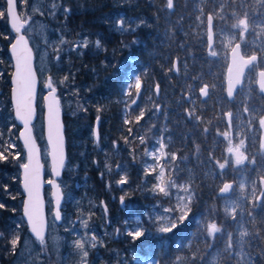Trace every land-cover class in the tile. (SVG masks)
<instances>
[{"label":"trees","instance_id":"16d2710c","mask_svg":"<svg viewBox=\"0 0 264 264\" xmlns=\"http://www.w3.org/2000/svg\"><path fill=\"white\" fill-rule=\"evenodd\" d=\"M45 4L44 19L54 38L61 43V49L55 52L57 58L53 59L65 76L64 86L60 85L58 90L61 96L66 90L65 96L72 101V115L69 120L66 116L63 118L66 159L70 167L63 169L62 174L80 185L75 191L92 193L96 198L105 195V180L101 176L107 173L106 167L114 168L112 142L118 141L127 150L132 211L145 219L144 210L160 197L155 189L157 169L151 165L147 150L154 145V136L163 131L166 151L185 156L186 160L189 156L192 167V177L188 180L193 186L194 200L190 213L180 225L183 240L192 235L189 248L184 247L185 264H264L262 224L245 218L248 257L241 259L223 250L220 234L211 237L205 223L196 221L207 217L223 231L233 229V220L226 216L221 203L223 197L218 194L221 184L233 176L228 170L225 171L229 174L219 170L213 157L225 153L218 128L228 126L226 115L234 109L233 102L238 101L237 98L229 101L224 92L227 59L208 56L206 36L195 27L198 13L212 11V0H172L171 8L168 0H45ZM22 5L23 0H17L18 9ZM10 36L5 0H0V135L5 131L10 133L16 148L21 150L16 137L19 126L9 101L12 67L7 47ZM84 37L88 40L84 46L71 47ZM174 59L177 72L173 70ZM252 72L255 78L254 68ZM134 77L142 86L139 90L136 85L131 86L125 91ZM204 83L208 85L209 94L201 99L198 90ZM185 94L191 101L190 121L184 114L181 117L178 114L177 102L184 100ZM142 95L143 105L153 103V97L164 104L162 117L151 112L154 108L145 111L140 107ZM261 103L264 104L263 99ZM96 115L100 118V150L93 145L91 136ZM174 117L177 120L172 122ZM182 118L185 120L180 124ZM163 119L166 120L160 123ZM254 145L252 148L256 149V143ZM11 171V163L0 153V190L5 186L12 189V181L2 175ZM178 174L184 175L181 171ZM13 183L18 192L19 183ZM103 215L97 212L99 224L105 223ZM119 215L110 217L119 221ZM158 241L160 238L130 240L127 234L126 240L123 235L113 241L114 253L107 248L102 254L116 264L115 253L127 252L128 247L133 246L160 264L176 247L172 240L167 245V241ZM217 248L219 257L214 259L211 254ZM127 257L131 261L130 253Z\"/></svg>","mask_w":264,"mask_h":264},{"label":"rangeland","instance_id":"374dc122","mask_svg":"<svg viewBox=\"0 0 264 264\" xmlns=\"http://www.w3.org/2000/svg\"><path fill=\"white\" fill-rule=\"evenodd\" d=\"M229 1L232 3L228 4ZM212 3H214L212 11H208L207 13H211L213 16L215 42L207 50V55L210 57H225L227 59L228 50L234 42L241 40L240 36H242L246 40H249L250 45H255L253 47L260 51V58L257 62L259 66L261 64L264 65V0H212ZM45 10V0H23V5L19 8L23 19L30 18L25 32L35 51V65L40 78L36 98L37 115L33 124V132L40 148L41 160L45 168V178L50 179L51 174L47 155L48 147L43 134L42 98L46 91L44 83L46 76L49 75L53 85L58 90L60 85L64 86L63 81L65 76L59 70L58 65H54L53 62V59L57 58L56 49H61V43L54 38L52 30L44 19ZM205 16L206 13H198L195 24L198 32L200 34L204 33V35L206 34ZM241 19L245 21L246 28L239 25V20ZM233 25L237 26L233 27ZM11 39L12 37L10 36L8 42ZM87 42V38L84 37V39L71 47L77 49L84 46ZM246 50L244 49V51ZM213 52L216 55H212L211 53ZM252 75L251 68L250 74L246 75L248 77L247 81L241 88V90H244V94L242 95L244 99L240 98L237 103H234V109L229 112L232 117L230 119L231 124H228L223 131H218L225 145V153L219 157H213L219 170L225 174L231 172V176H233V189L229 195L224 196L221 200L226 216H229L233 220V229H225L223 231L220 225H216L215 222L207 217L206 219L201 218L196 220L199 223L202 221L203 224L205 223L208 234L209 226L215 225L219 231L212 232L209 235L213 237L220 234L223 250L233 253L235 257L241 259L248 257V248L246 246L248 236L245 230V218L253 219L257 225L264 223V200L261 203L256 202L257 196L262 193L258 185V176H264V144L261 143L260 124V120L264 116V104L261 103L262 97L260 94H258L257 98L253 99L254 92L252 87H255V78ZM137 79V77H134L133 80H130L125 91H128L127 89L131 86H135ZM57 94L59 96L62 118L66 116L67 120H69L70 115H72V101L68 96L62 98L59 90ZM149 99H151V96ZM153 99V104L159 103L157 98L153 97ZM71 125L72 123L69 122V126ZM224 133L229 134L227 138ZM12 137L7 131L0 135V153L4 155L6 162L11 163L12 171L3 173L2 175L7 181H12L11 188L14 190L13 182L19 183V165L20 163H24L25 156L19 143L18 145L21 150L16 148ZM162 140L161 134L154 136V145L147 150V156L150 158L151 165L157 169L155 189L160 194V197L144 210L145 219L132 211L133 204L129 201L123 207L117 229L113 228V231H110L105 225H101L100 228L95 224L92 226L94 213L97 211L102 212L100 199L96 201V196L92 193L88 195L84 192H76L75 189H79L80 185L72 182L70 178L62 174L58 182L64 193L62 205L64 211L63 224L58 225L51 217V233L48 238V259L50 264H59L69 259L72 264L74 262L76 264H85L90 255L92 257H104L102 254L103 250L108 248L113 253L116 251L113 244L106 245L107 238H112L116 242L119 236L122 237L124 235V239L126 240V235L129 232L135 231L141 232L142 235L140 237H145L147 240L160 238L158 242L167 241L166 245L172 240L176 251H170L167 254L168 257H164V261L160 264H185L186 255L184 247L186 249L189 248L192 235L190 238L187 237L183 240L181 237L184 236V231L180 229V225L190 213L195 195L193 186L188 180V178L192 177L191 161L189 160V156L188 160H186L184 159L185 156L170 153L162 157ZM241 141H243V146L239 148L241 162L237 163L236 146ZM254 143H256V149L252 148V146H255ZM230 148L232 151H229ZM187 162L188 165H185ZM221 163L225 164L224 169L219 167ZM66 167H70V161L67 159L64 162L63 169ZM106 168L107 173H115V175L120 174L121 169L124 170L123 173L126 170L128 172L127 166L119 167V170L115 172V168L112 169L109 166ZM225 170H228L229 173ZM180 171L184 175H179ZM179 176L183 178L180 179ZM157 186L165 187L168 194L160 193ZM4 189L9 190L7 186ZM20 197L21 192L19 190L16 195L18 205L21 202ZM263 197L262 194L261 200ZM45 198L46 204H48V208L51 210L52 199L49 188L45 190ZM182 215L183 219H181ZM173 224H175V227H172ZM164 227H168L171 230L167 232L161 231ZM262 227L264 228V224ZM115 230L118 231L116 235L114 233ZM91 233L96 235L95 240L92 239ZM133 238V236H130V240ZM77 242L82 246H78ZM128 248L127 253L126 250H123L122 253H115V257L113 258L118 260L116 264L123 263L126 257L129 256V253L131 261H128V264H159L156 259L145 257L138 250V247L129 246ZM92 249L94 250L92 251ZM179 249L183 251H179ZM85 251L87 252L86 257L84 256ZM211 257H214V259L219 257L218 248L212 252Z\"/></svg>","mask_w":264,"mask_h":264},{"label":"water","instance_id":"95a60500","mask_svg":"<svg viewBox=\"0 0 264 264\" xmlns=\"http://www.w3.org/2000/svg\"><path fill=\"white\" fill-rule=\"evenodd\" d=\"M6 24L11 34V41L7 47L11 59V73L9 77V101L12 109V115L19 126L17 139L21 145L25 161L19 165V188L23 194L22 215L26 221L29 231L34 238H37L36 232H39L41 238L47 233V211L44 198V186H50L52 197V212L56 222L61 220V204L63 201V192L58 183V179L62 175L64 162L66 160V145L64 134V123L62 119V111L59 105V96L57 95V87L51 81L49 75L45 78L44 88L46 89L43 101V134L48 147L49 171L51 177L45 180V168L41 160L39 145L36 141L33 124L36 119V98L39 90L40 78L35 65V51L30 43L27 34L24 31L30 18L23 19L19 13L17 0H5ZM210 13L206 16V38L207 46L210 47L214 41L213 17L209 23ZM239 45V55L233 60V49ZM252 56L256 54L244 56L238 42H235L229 50L228 62L225 70V93L229 100H232L234 93L241 86L246 68L254 61L245 64ZM231 68V72L229 69ZM173 70L177 72V61H173ZM264 69L257 70L256 86L260 93L264 96V77L261 73ZM238 77L239 83H234L232 88V96L228 95L230 78L235 81ZM205 89L208 95V86L203 84L198 92L202 99L207 95L201 93V89ZM158 91V87H155ZM187 97V95H186ZM264 119V116L263 118ZM99 116H96L93 124V132L98 138ZM262 140L264 142V126L261 125ZM225 184L231 187L227 192H221ZM259 184L264 190V177L259 178ZM233 186V181L224 182L219 190L220 196L228 195ZM122 202V201H121ZM59 217V218H58Z\"/></svg>","mask_w":264,"mask_h":264},{"label":"flooded vegetation","instance_id":"af4514ba","mask_svg":"<svg viewBox=\"0 0 264 264\" xmlns=\"http://www.w3.org/2000/svg\"><path fill=\"white\" fill-rule=\"evenodd\" d=\"M240 37H241L242 41L239 40V42L241 44L243 54L245 56H249L251 54H257L256 60L259 59L260 58V51L258 49H256L255 47H253L255 45H250L249 40H246L242 36H240ZM214 42H215V37H214ZM214 42H213V44H214ZM211 47L207 46V50L210 49ZM244 49H247V50L244 51ZM260 68H262V67H257L255 69V72H256V70H258ZM249 74H250V71H249V69H247L244 76L249 75ZM246 81H247L246 79L245 80L243 79L242 86L237 88L235 93H234V98H237V101H239L240 98L244 99V97L242 96L244 94V90H241V88L243 87V85L245 84ZM140 84L142 86L141 81H140ZM125 90H126V88H125ZM252 90L254 92L253 99H255V98H257L258 94H260V93H259L256 85L254 88L252 87ZM65 92L67 93L66 90L61 92L62 98L63 97L65 98V94H66ZM155 92H156L157 97L159 98L160 97L158 95L159 88H158V91H156V89H155ZM224 92H225V85H224ZM138 95H139V93H137V100H138ZM125 99H126V97H125ZM143 100H144V96L142 95L140 97V101H141L140 107L142 106L143 110H145V111L152 110L153 106H154V109L151 112H154L156 114V116H158V117H162V115L164 114V110H163L164 104L161 101L159 103L156 102L155 104L149 103L147 105H143L142 104ZM233 103H236V102H233ZM125 105H126V103H125ZM177 105L179 107V109H178L179 116L181 117L182 114H184L185 119L190 121L191 115L189 113V107L191 105V101L189 100V98L185 96V99L179 100L177 102ZM150 108H152V109H150ZM96 116H98V115H96ZM226 117L228 119V124H231V122H230V119L232 118L231 113L227 114ZM175 119H176L175 117L172 118V122ZM185 119L182 118L180 121V124ZM154 120H155V118H154ZM164 120H166V119H163V121L161 120L160 123H163ZM93 124H94V122H93ZM157 124H159V123H157ZM99 125H100V118H99V123H98V138H96L94 135L93 127L91 130V136L94 138L93 145L100 150L102 147V144L99 143V139H100ZM218 131H223V129L221 127H219ZM160 134H161V138L163 139L162 144L164 145V147L161 149V150H163L162 157H165V154H168V152L166 151L167 145L165 142V138H163V135H162L163 131H161ZM65 144H66V137H65ZM263 144H264V142H263ZM112 148L114 149V156H115V160H114V168H115L114 172H115V171L119 170V167L127 166V150L123 147V144L118 142V141L112 142ZM66 155H67V151H66ZM123 171L124 170L121 169L120 174H116V175H115V173H112V174L106 173L103 175L101 174L102 175L101 178L103 180H105V189H104L105 195H98V198H96V201L98 199H100V206H101L102 212H103V213L102 212L101 213L104 214L103 218L105 219V223L101 222L99 224L97 222V212H100V211H97L93 215V221L94 222H93L92 226H94V224H95L98 228H100L101 225H105L110 231H113V228L117 229L118 221H116L115 218L112 219L110 217V215L115 214L118 217L119 213H122L124 205H127L129 203V196H128V194H129V174H128L127 170L125 173H123ZM45 180L47 181L49 179L45 178ZM122 180H125V182L121 183ZM47 188L50 189V186L49 185L44 186V198H45V190ZM20 192H21V190H20ZM262 194L264 196V192L260 193L257 196V198H256L257 203H261L264 200V197L261 200ZM16 195H17V192L15 190H12V189L6 190L3 188V190H0V203H1V205H0V264H50V261L48 259V257H49V255H48V247H49L48 238H49V235L51 233V225H50L51 217L54 219V215L52 212V203H51V210L48 208V204H46L47 233H46L45 237L43 238V243H41V240L34 238L32 236V234L29 231V227H28V225H27V223L24 220V217L22 215V203H23L22 192H21V197H20L21 202L19 205H18V201L16 199ZM50 196H51V193H50ZM122 198H123V200H122ZM51 199H52V197H51ZM63 202H64V193H63V201H62L61 208H60L61 220H60V222H56L54 219V221L58 225L63 224V216H64V211H63V206H62ZM45 203H47L46 198H45ZM114 233L116 235V234H118V231L115 230ZM91 237L93 240L96 239V235L94 233H91ZM13 240L16 241L15 245H13V243H12ZM112 243H113L112 238H107L106 245L109 246V244H112ZM93 250L94 249H92V251ZM128 258L126 257V260L123 263L121 262L120 264H128V261H129ZM59 264H72V263H71V260L69 259L67 261H62ZM73 264H76V263L74 262ZM85 264H113V262L111 261L110 257H92V255H90V257H88Z\"/></svg>","mask_w":264,"mask_h":264},{"label":"snow or ice","instance_id":"6c2138e0","mask_svg":"<svg viewBox=\"0 0 264 264\" xmlns=\"http://www.w3.org/2000/svg\"><path fill=\"white\" fill-rule=\"evenodd\" d=\"M168 7H169V8L172 7V0H168ZM211 20H212V17H209V23H211ZM239 25L244 26L245 28L247 27V25L245 24V21H244L243 19L239 20ZM236 26H237V25H233V27H236ZM98 46H99V45H98ZM238 48H239V45H237V48H234V49L232 50V51H233V60H234V62H235V58L239 55V53H238ZM211 54H212V55H216L215 52H213V53H211ZM255 60H256V57H255V56H252V57L250 58L249 61H245L244 63H245V64H248V63H250L251 61H255ZM229 71L231 72V68L229 69ZM261 76L264 77V72L261 73ZM234 83H239V79H238V77L235 79V81H233L231 78H230V80H229V88H228V95H229V96H232V94H233V93H232V88H233ZM135 85H136V89L139 90L140 87H141V84H140L139 79L136 80V84H135ZM262 87H264V84H262ZM201 93L204 94V95H207L206 90L203 89V88L201 89ZM141 115H143V113H141ZM126 122H127V121H126ZM260 124H261L262 126H264V119H261V120H260ZM224 135H225V137L227 138L229 134H228V133H224ZM242 146H243V141H241L240 144L236 146V152H237V161H236V162H237V163H240V162H241V157H240V155H239V148L242 147ZM163 147H164V145L161 144V149H162ZM229 151H232V149L230 148ZM173 159H175V157H173ZM219 167H220L221 169H224V168H225V164L221 163V164H219ZM124 182H125L124 180L121 181V183H124ZM157 187H158V190H159L160 193H164L165 195L168 194V193L166 192V190H165V187H163V186H157ZM230 187H231L230 185L225 184L224 187L221 189V192H227V191L229 190ZM122 200H123V198H122ZM58 218H59V217H58ZM181 219H183V215L181 216ZM172 227H175V224H173ZM170 230H171V229L168 228V227H164V228L161 229V231H164V232H167V231H170ZM33 231L36 233L37 237L41 239V243H43V238H41L39 232H36L35 230H33ZM218 231H219V229L216 228L215 225H210V226H209V234H211L212 232H218ZM128 234H129L130 236H133L134 238H139V237L142 235L141 232H136V231H135V232H129ZM12 243H13V245H15V244H16V241L13 240ZM77 244H78V246H82V245H80L79 242H77ZM84 256H85V257L87 256V252H86V251H85Z\"/></svg>","mask_w":264,"mask_h":264}]
</instances>
